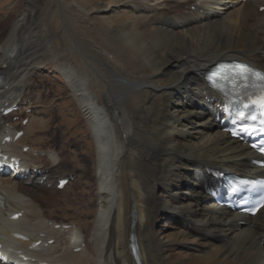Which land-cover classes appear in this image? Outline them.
<instances>
[{
    "label": "bare ground",
    "instance_id": "bare-ground-1",
    "mask_svg": "<svg viewBox=\"0 0 264 264\" xmlns=\"http://www.w3.org/2000/svg\"><path fill=\"white\" fill-rule=\"evenodd\" d=\"M230 4V13L218 12ZM262 7L264 0H17L0 14V108L30 109L24 126L0 115V133L32 128L47 99L43 84L29 88L33 72L54 64L93 141L94 161L82 162L96 206L86 226L46 213L58 180L77 172L55 133L25 152L20 137L4 149L42 173L27 186L0 177L5 248L53 264H264V205L236 225L201 191L208 168L252 170L255 153L213 122L218 102L204 72L234 59L264 71ZM58 19L65 38L56 40ZM163 220L170 230L158 234Z\"/></svg>",
    "mask_w": 264,
    "mask_h": 264
},
{
    "label": "rangeland",
    "instance_id": "rangeland-1",
    "mask_svg": "<svg viewBox=\"0 0 264 264\" xmlns=\"http://www.w3.org/2000/svg\"><path fill=\"white\" fill-rule=\"evenodd\" d=\"M16 1L0 0V14L10 12ZM233 9L228 7L222 9V12L230 13ZM58 20V26L52 31V35L56 40L59 37L65 38L61 20ZM40 83L46 86V91L43 93L47 97L46 105L37 109V113L30 122L32 128L30 127L27 130L24 137L21 136L19 140L22 143L19 141L18 145L27 144V146H32L33 143L35 147L45 146L53 139L47 134L49 132L55 133L57 146L66 153V156L68 155L69 166L71 169H75L77 174L74 181H71L63 190L55 192L54 204L47 207L48 212L46 213L51 214L57 221L74 220L86 226L90 223L92 214L96 211V206L93 203L88 204V200H92V197L88 194L93 190V186H90V181L84 177L88 165L82 162V157L87 155L94 161L92 155L93 141L88 135V126L83 120L82 111L72 104V93L65 84L64 76L61 75L54 64L50 63L49 67H39L38 70L33 72V82L30 83L29 88L32 89L38 85L36 88L39 89ZM39 131L43 132L37 134L39 135L38 138L32 137ZM74 142H79L82 148L77 147V149ZM94 174L95 171L91 169L90 178L91 176L93 178ZM84 199L85 203L82 204ZM163 229L169 231L170 227L165 224L164 220L157 222L155 225L156 233L163 232Z\"/></svg>",
    "mask_w": 264,
    "mask_h": 264
},
{
    "label": "snow or ice",
    "instance_id": "snow-or-ice-1",
    "mask_svg": "<svg viewBox=\"0 0 264 264\" xmlns=\"http://www.w3.org/2000/svg\"><path fill=\"white\" fill-rule=\"evenodd\" d=\"M262 104H264V97L261 98V101H260Z\"/></svg>",
    "mask_w": 264,
    "mask_h": 264
}]
</instances>
